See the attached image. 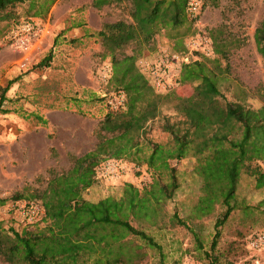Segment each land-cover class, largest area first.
<instances>
[{"label":"rangeland","instance_id":"rangeland-1","mask_svg":"<svg viewBox=\"0 0 264 264\" xmlns=\"http://www.w3.org/2000/svg\"><path fill=\"white\" fill-rule=\"evenodd\" d=\"M89 3L90 0H61L56 3L55 14L59 21L71 20L70 17H77L75 10L87 9L89 31L103 22H131L128 1L99 9ZM16 12L19 23L42 22L44 26L29 49L28 61L19 67L21 54L6 40V31L11 26L0 22V85L18 76L5 93L2 107L7 111L0 113V198H7L0 204V237L8 228L36 231L45 226L47 220L39 201L29 197L30 194L44 188L49 177L47 170L64 171L70 166L69 156L93 147V131L108 108L107 101L116 94L108 81L109 57L94 36L90 35L83 44H73L74 40L63 42L55 20L51 15L47 17L49 11L43 18L28 16L25 0L16 5ZM263 13L264 0H217L216 6L199 9L188 33H184V24L175 28L160 26L148 43L141 44L135 63L162 100L158 115L138 133L141 156L148 153L144 145L147 140L169 142L161 125L168 120L181 126L182 117L174 111L173 104L192 90L191 83L177 81L179 66L169 59L170 54L185 55L189 61L204 59L219 78L220 102L236 101L252 108L264 105V66L252 38ZM213 35L226 38L228 51L224 58L213 53ZM50 47L52 57L48 66L35 67ZM135 47L130 42L115 54H130ZM77 60L80 66L75 74ZM154 66L161 68L158 88L152 84L150 69ZM75 80L84 87L78 88ZM46 111H51L52 125L43 116ZM199 158L190 151L182 159L170 160L178 181L172 198L157 204L149 199L148 213L128 216L131 225L143 229L161 247L158 255L139 239L126 235L124 250L131 252L135 246L141 255L134 264H210L207 255L215 256L219 264H264V250L253 248L248 240L253 233L264 231L263 205L259 204L264 198V186H255L253 177L240 173L234 196V203L240 207L230 212L219 229L211 252L208 245L214 233L213 223L222 208L215 204L210 213L197 216L195 204L201 195V178L194 172V166ZM116 161L119 167L114 172L95 174V185L83 194L87 200L105 197L117 200L125 183L136 187L140 195H148L152 182L166 180L164 173L152 174L142 162L136 165L129 158ZM258 163L264 169V163ZM14 194L25 197L9 199ZM173 212L185 226L174 222ZM0 264L6 263L0 258ZM82 264H91V260Z\"/></svg>","mask_w":264,"mask_h":264},{"label":"trees","instance_id":"trees-1","mask_svg":"<svg viewBox=\"0 0 264 264\" xmlns=\"http://www.w3.org/2000/svg\"><path fill=\"white\" fill-rule=\"evenodd\" d=\"M24 1L0 0V22L11 26L8 31L19 23L16 5ZM55 1L27 0L28 16L45 17ZM123 1L129 3L131 22H103L90 34L109 57L108 81L115 93L123 94V106L106 109L93 131L95 142L91 149L69 156L71 163L64 171L47 170L49 177L44 188L29 196L39 201L47 223L36 231L8 228L0 237V258L6 264H82L88 260L91 264H134L141 255L135 246L131 252L124 250L126 235L139 239L160 255V244L143 229L131 225L128 216L148 213L149 199L157 204L172 198L178 181L169 161L182 159L190 151L200 156L194 166V172L201 178V195L195 204L197 216L210 213L215 204L222 208L213 223L214 233L208 245L211 252L219 229L230 212L240 207L234 203L240 173L253 177L255 186H264V169L258 163H264V105L252 108L236 101L220 102L219 78L204 59L179 64L177 81L192 84L191 93L178 97L173 104L174 111L182 117L181 126L164 120L161 129L167 133L169 142L147 140L144 145L148 153L140 155L138 133L158 115L162 100L135 63L139 48L151 40L160 26L175 28L184 24V33H188L197 15L187 16L188 0H90L89 6L99 9ZM198 1L200 8L217 5V0ZM252 38L264 66V13L253 29ZM130 42L136 45L130 54H115ZM225 42L226 38L213 35V53L224 58L228 51ZM51 47L35 67L48 66ZM17 79L15 76L0 85V113H6L2 107L5 93ZM124 158L136 165L144 163L152 174L164 173L166 180L152 182L148 195H140L136 187L125 183L117 200L106 197L87 200L83 194L95 185L97 166L107 159ZM24 197L14 194L9 199ZM6 199L0 198V204ZM259 204L264 211V198ZM172 219L185 226L175 212ZM207 257L210 264H219L215 256Z\"/></svg>","mask_w":264,"mask_h":264},{"label":"built area","instance_id":"built-area-1","mask_svg":"<svg viewBox=\"0 0 264 264\" xmlns=\"http://www.w3.org/2000/svg\"><path fill=\"white\" fill-rule=\"evenodd\" d=\"M200 9V2L198 0H188L186 4V14L190 18H194ZM42 26L35 22H21L15 25L7 34L6 40L8 45L21 54L19 67L24 66L26 61H28V53L32 44L37 40L42 31ZM169 59L177 63L178 66L182 62H188L187 56H178L176 54H170ZM161 68L159 66H154L150 69L152 84L155 88L161 86ZM124 96L121 92L116 93L111 96L107 101L108 107L115 110L123 106ZM118 163L114 159H107L101 162L96 170L95 174L100 172L102 175L114 172ZM251 246L257 248L261 251L264 250V231L255 232L248 238Z\"/></svg>","mask_w":264,"mask_h":264},{"label":"crops","instance_id":"crops-1","mask_svg":"<svg viewBox=\"0 0 264 264\" xmlns=\"http://www.w3.org/2000/svg\"><path fill=\"white\" fill-rule=\"evenodd\" d=\"M61 0H56L55 4L53 5V7L49 10V13L47 14V17L49 18L50 15L52 16L53 20H55V27L57 28V33H59V38L61 39V41H69V40H74L73 44H83L85 39H88L90 34L93 33V31L97 30L99 27L94 28L92 31H89V21H88V14L89 11L83 10H75L77 11V17H70L71 20L67 19V20H61L59 21V17L58 14H55V10L57 8V5L60 3ZM57 3V5H56ZM47 18V19H48ZM84 18H87V20H85ZM87 21V24H85ZM35 23H39L42 28L44 26V24L42 22H35ZM48 24V23H47ZM84 52V50H82V53ZM79 52H77L78 54ZM68 60H71L70 58H67ZM80 63L77 61H75L74 64V73L76 74L77 70L79 69ZM76 81V80H75ZM78 85V88H83L84 85L77 83V81L75 82ZM51 111H46L43 116L45 117L47 123L49 124H53V122L51 121Z\"/></svg>","mask_w":264,"mask_h":264}]
</instances>
